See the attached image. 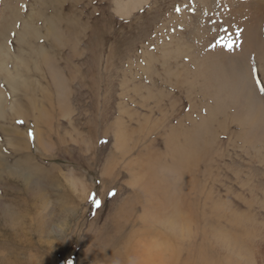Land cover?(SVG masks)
Segmentation results:
<instances>
[{"label": "rangeland", "instance_id": "obj_1", "mask_svg": "<svg viewBox=\"0 0 264 264\" xmlns=\"http://www.w3.org/2000/svg\"><path fill=\"white\" fill-rule=\"evenodd\" d=\"M10 1L0 264H114L175 200L195 227L172 264H264V0ZM53 11L76 20L70 39L46 37Z\"/></svg>", "mask_w": 264, "mask_h": 264}, {"label": "clouds", "instance_id": "obj_2", "mask_svg": "<svg viewBox=\"0 0 264 264\" xmlns=\"http://www.w3.org/2000/svg\"><path fill=\"white\" fill-rule=\"evenodd\" d=\"M195 227L192 213L182 201L171 202L157 226L131 232L124 253L114 264H172L173 251Z\"/></svg>", "mask_w": 264, "mask_h": 264}, {"label": "bare ground", "instance_id": "obj_3", "mask_svg": "<svg viewBox=\"0 0 264 264\" xmlns=\"http://www.w3.org/2000/svg\"><path fill=\"white\" fill-rule=\"evenodd\" d=\"M4 1L5 0H0V12L3 13V11H9L10 13V16L12 17V21H14L13 25H8V27L6 28V30H8V28L11 26V27H14L17 25L16 23V20H15V17H16V13L14 12L15 11H20L18 9V6L19 4H15L14 1H10L8 3V5H3L4 4ZM62 1V0H61ZM49 0H40V3L39 5H36L35 8L39 9L40 13H43V9H47L48 7H50V4L48 3ZM51 8V7H50ZM57 12H59L57 10ZM53 14H56L55 18H50L48 21H47V25H48V29L46 30V37H50L51 39L53 38H57L59 40H62L63 39H70L72 36H73V33H74V29H73V25H74V21L76 22V20L72 19V17H67L66 15L62 14V13H55L53 11ZM38 17V16H37ZM36 17V18H37ZM45 17V16H44ZM35 17H30L29 19L32 20L33 22L35 23H38L39 21H35L36 19ZM1 19V18H0ZM11 21V22H12ZM28 21V20H26ZM9 24V23H8ZM32 26H30L28 24V22L26 23V25L24 26V28L22 30H20V33L18 32V34L20 36V41L23 40V42H29V41H32L31 39H33V37H37V32H33L31 30H28L29 28H31ZM23 31V32H22ZM254 35V27H252L250 29V31L248 32V36L249 37H253ZM244 31L241 33L240 37H242V49H243V52H242V55L247 52L245 50L248 49V46H249V37H248ZM39 40V38H38ZM36 42V41H35ZM7 82L12 86L14 87L15 89H17V86L14 82L10 81V80H7ZM245 82V80L241 79L239 76L236 77L235 79V82L233 84V88H232V91L235 95H238V99L237 100H241L242 99V92H243V88L246 86V84L241 88L242 84ZM250 101H253V98L250 97ZM0 107H1V104H0ZM1 111V109H0ZM153 172V171H151ZM19 174V173H18ZM37 174V172H36ZM153 175V174H152ZM45 177V176H44ZM20 179V178H19ZM28 179V178H27ZM30 180V179H29ZM157 185V184H156ZM151 189V188H150ZM153 189V187H152ZM28 191V190H27ZM159 191H160V188H159ZM164 192V191H163ZM36 196V195H34ZM162 206V205H161ZM18 207V204L17 206ZM4 213V208L1 209ZM8 212V213H7ZM6 214H9V215H12L9 211H5L4 213V217H7ZM15 214V213H14ZM13 214V215H14ZM18 214V213H17ZM18 215H16L17 217ZM22 216V215H20ZM23 217V216H22ZM18 218V217H17ZM19 219H17L18 221ZM13 221V220H12ZM14 222V221H13ZM12 228V227H10ZM35 228V227H34ZM38 228V227H37ZM39 229V228H38ZM41 232V231H40ZM41 239V238H40ZM31 241V240H30ZM24 248V247H23ZM24 250V249H23ZM37 250V249H36ZM26 253V252H25ZM45 253V252H44ZM39 254V253H38ZM123 255V254H122ZM34 256V255H33ZM25 259V258H24ZM37 261V260H36ZM26 263V261H25ZM24 263V264H25ZM177 261L174 262V264H176ZM201 262H198L197 259L195 258H192V259H187L184 263L182 264H200Z\"/></svg>", "mask_w": 264, "mask_h": 264}, {"label": "snow or ice", "instance_id": "obj_4", "mask_svg": "<svg viewBox=\"0 0 264 264\" xmlns=\"http://www.w3.org/2000/svg\"><path fill=\"white\" fill-rule=\"evenodd\" d=\"M176 11L179 12L180 9L179 7L176 8ZM239 35V33H237V36ZM225 47H227L229 50H231L233 48V43L229 42L225 45ZM257 71V69L253 68L252 72L255 73ZM257 83H260V81H257ZM261 92H264V88L260 89ZM93 203L99 204V201H96L95 199H93Z\"/></svg>", "mask_w": 264, "mask_h": 264}]
</instances>
